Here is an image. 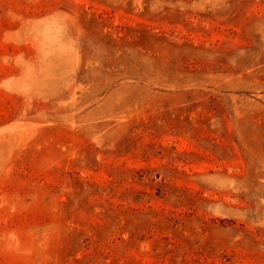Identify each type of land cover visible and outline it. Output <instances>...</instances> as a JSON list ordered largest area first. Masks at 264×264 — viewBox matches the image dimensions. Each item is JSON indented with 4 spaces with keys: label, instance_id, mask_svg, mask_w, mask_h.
Masks as SVG:
<instances>
[{
    "label": "rangeland",
    "instance_id": "rangeland-1",
    "mask_svg": "<svg viewBox=\"0 0 264 264\" xmlns=\"http://www.w3.org/2000/svg\"><path fill=\"white\" fill-rule=\"evenodd\" d=\"M0 264H264V0H0Z\"/></svg>",
    "mask_w": 264,
    "mask_h": 264
}]
</instances>
